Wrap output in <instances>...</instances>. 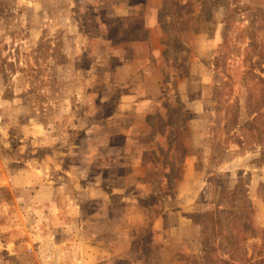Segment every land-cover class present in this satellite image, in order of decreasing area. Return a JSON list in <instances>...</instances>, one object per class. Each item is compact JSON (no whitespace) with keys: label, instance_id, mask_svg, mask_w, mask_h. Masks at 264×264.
I'll use <instances>...</instances> for the list:
<instances>
[{"label":"rangeland","instance_id":"1","mask_svg":"<svg viewBox=\"0 0 264 264\" xmlns=\"http://www.w3.org/2000/svg\"><path fill=\"white\" fill-rule=\"evenodd\" d=\"M179 1L167 4L165 10L179 18L167 20L164 30L170 46L165 57L172 61L168 85L177 90L141 119L119 111L131 88L114 81L111 69L119 57L107 49L110 38L115 47L120 37L127 45L145 38L140 20L126 22L117 36V21L108 18L111 10L104 2L98 12L75 4L72 22L62 27L49 13L57 3L61 7V0L52 5L50 0H0V264L33 263L28 253L44 249L43 239L54 240L44 208L60 203L59 188L76 194L71 174L101 172L103 183H128L131 166L122 161L131 146L125 150V141L131 135L146 141L149 135L139 132L145 123L175 125V139L191 135L197 155L204 156L203 135L212 145L210 156L206 150L207 177L200 180L201 202L181 219L203 226V256L187 261L264 264V0ZM95 15L108 16L106 34L98 33ZM176 26L184 32L178 35L182 44L174 41ZM176 48L184 51L181 57L174 55ZM150 52L142 47L143 56ZM202 62L204 69L197 66ZM190 70L188 80L184 74ZM203 70L208 83H202ZM189 99L202 100L198 108L204 111L189 112ZM134 123L138 127L122 131ZM163 133L156 128L150 141ZM185 150H178L180 168ZM242 152L246 158L238 166L233 162L229 172L219 171L222 156ZM44 186L51 191L38 194ZM160 199L169 201V196ZM149 202L160 204L159 198ZM143 234L148 255L152 234ZM50 246L56 264L60 252Z\"/></svg>","mask_w":264,"mask_h":264},{"label":"crops","instance_id":"2","mask_svg":"<svg viewBox=\"0 0 264 264\" xmlns=\"http://www.w3.org/2000/svg\"><path fill=\"white\" fill-rule=\"evenodd\" d=\"M50 1L51 5L57 3L56 0ZM103 2L108 4L107 8L111 10L110 16L107 17L117 21L115 24L117 36H122L124 33L126 22L141 21L145 38H136L127 45V41L120 37L115 42L119 47L111 46L114 41L110 38L107 49L110 51V56L115 51V55L119 57V62L111 69L115 74L114 81L125 85L129 83L131 88L120 100L119 111L125 114L134 112L142 119V115L147 117L162 100L169 98L171 93L177 90L176 88L172 90L168 85V77L172 72L167 71V68L171 67L172 61L169 57H165V52L170 46L167 45L164 31L166 24L169 23L167 20L179 18L178 14H171L165 10L167 4L177 3V0L175 2L173 0H61V7L57 3L49 12L52 13L50 19L57 25L61 23L60 26L68 27L72 22L71 12L75 4L79 6V10H82L86 4L92 5L93 10L98 12ZM39 3L35 1L36 7ZM107 17L94 16L95 19H100L97 22V29L101 35L106 34L105 28H109L108 23L106 24ZM179 30L180 28L176 26L174 41L182 44L183 41L179 42L178 35H183L184 32ZM121 41L124 43L121 44ZM145 45L149 46V52L151 51L148 56H143L141 53ZM184 45L188 44L184 43ZM176 51L174 55L178 57L183 55L184 51L181 52L179 48H176ZM196 65L197 63H193V66ZM197 66L204 69L206 65L202 62ZM203 71L202 83H208L207 73ZM184 75L189 80L193 76V71L190 70ZM186 104L189 112L204 111L202 106L198 108L204 104L200 99H189ZM183 110L185 111L184 107ZM186 126L190 131L193 124L188 123ZM136 127L138 124L134 123L127 125L122 131L126 133ZM156 128L157 131L164 132V135L158 134L156 139L150 141L149 136L156 131ZM175 130L173 124L158 123L155 126L145 123L139 132L144 137L149 135L146 141H136L132 139V135L126 139V147L131 146L130 155L126 161H122L131 166L130 172L127 173L126 184H111L109 179L108 183H105L106 181L103 183L101 172L93 174L94 176L89 172L86 173L85 170L76 171L77 175L71 174V178L75 179L74 189L77 192L70 194L67 188H59L64 196L60 203L54 206V209L49 208L48 204L45 208L43 206L48 211L47 215L51 223L49 228L53 232L49 237L54 240L43 239L46 244L44 249L38 251L36 248L35 254L29 252L28 256L33 259V263L30 264H52V253L49 249L51 244L56 245V249L60 252L56 257L61 256V258L55 257L56 264H191L187 261V257L202 258L200 246L203 226L190 218L182 221L181 219L190 213L191 207L201 202L200 180L207 177L209 170L205 167L208 162L206 150L209 151L210 156L212 145L210 142L207 143L206 135H203L201 146L204 147V156L197 155L194 151L197 149H191L196 147L191 135L184 134L183 138L175 139ZM107 146L109 149H114L116 145L113 146V143L109 142ZM182 146L186 150L180 168L178 163L181 154L178 158V150ZM245 158L244 152L238 155H224L222 156L224 165L219 171L229 172L231 163L236 162L238 166ZM201 163L204 164L203 167ZM176 169L179 174L175 175ZM102 174L103 179L107 180L109 175ZM51 189L50 186H44V189L37 193ZM164 196H169V201L162 202L160 198ZM154 198H159L160 204L148 203ZM30 205H33L35 210L41 211L35 202H30ZM145 230L152 234L148 255L147 249L143 246Z\"/></svg>","mask_w":264,"mask_h":264}]
</instances>
